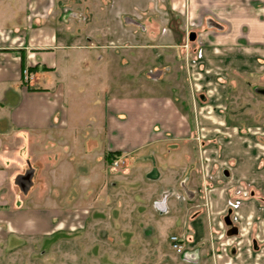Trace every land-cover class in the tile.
I'll return each mask as SVG.
<instances>
[{
	"label": "crops",
	"instance_id": "crops-1",
	"mask_svg": "<svg viewBox=\"0 0 264 264\" xmlns=\"http://www.w3.org/2000/svg\"><path fill=\"white\" fill-rule=\"evenodd\" d=\"M94 1L0 0L1 243L14 248L33 237L49 242L65 228L79 227L70 214L82 219L98 187L110 180L132 191L134 210L149 213L159 235L164 226L180 229V237L171 235L183 247V261L202 259L201 247L213 244L217 226L218 238L226 239L220 242L224 252L229 245L238 258L241 241L234 240L244 234L249 254L238 260L258 264L264 206L252 196L255 190L264 194V163L258 164L256 150L233 126L215 146L196 138L210 114L196 109L194 124L185 96L161 84L117 83L98 70L103 63L89 68L92 50L101 46L82 44L77 36L80 22L92 19ZM167 1L185 19L220 20L219 51L236 47L240 36L263 50L264 0ZM23 69L31 75L27 82ZM108 154L124 161L111 173L104 168ZM227 214L237 228L231 235Z\"/></svg>",
	"mask_w": 264,
	"mask_h": 264
},
{
	"label": "rangeland",
	"instance_id": "rangeland-1",
	"mask_svg": "<svg viewBox=\"0 0 264 264\" xmlns=\"http://www.w3.org/2000/svg\"><path fill=\"white\" fill-rule=\"evenodd\" d=\"M158 7L153 0H95L92 19L80 22L81 34L77 36L82 44L101 46L92 50L94 58L88 60V67L95 61L103 63L105 66H99L98 70L105 72L109 81L121 83L129 79L133 85L143 81L147 86L157 87L161 84L164 90L185 96L194 124L196 109H201L203 115L210 114V118H203L205 128L194 132L196 138L215 146L219 137L228 138V127L233 126L235 134L256 150L261 165L264 163V46L263 50H257V46L240 36L234 43L236 47L226 50L221 45L223 50L219 51L218 43H224L223 38L218 40L219 30L224 28L220 20L185 19L183 14L171 11L167 0H161ZM120 11L125 13L119 14ZM66 41L72 42L71 37L66 36ZM113 159L105 157L106 173H111ZM109 181L98 187L99 194L92 196L91 207L83 212L82 219L70 214L72 224L81 221L79 227L65 228L64 234L49 242L33 237L14 248L5 247L0 240V264L250 263L242 258L238 260L249 254L245 251L247 245L243 244L244 234L234 240L241 241L243 254L235 258L229 253V245L223 251L220 242L226 239L218 238L222 229L217 226L213 244L201 247L205 251L202 259L183 261L170 245V237H180V229L164 226L159 235L152 216L144 213L143 217V213L134 210L137 201L133 200L132 191L125 193L127 189L113 187ZM252 198L264 206L261 191L255 190ZM142 217L145 223L140 221ZM234 219L240 222L241 218ZM259 219H252L253 228ZM258 246L261 251L258 250L260 256L256 262L264 264V240ZM248 247L252 251V246Z\"/></svg>",
	"mask_w": 264,
	"mask_h": 264
},
{
	"label": "built area",
	"instance_id": "built-area-1",
	"mask_svg": "<svg viewBox=\"0 0 264 264\" xmlns=\"http://www.w3.org/2000/svg\"><path fill=\"white\" fill-rule=\"evenodd\" d=\"M22 76H23V80L24 82H27L31 75L30 73L28 72L27 69H23V72H22ZM123 159L121 157H116L112 160L111 162V167L113 168H117V167H120L122 164H123ZM170 244H171V247L176 251V252H181L182 251V245L179 243V239L177 236H171L170 237Z\"/></svg>",
	"mask_w": 264,
	"mask_h": 264
},
{
	"label": "water",
	"instance_id": "water-1",
	"mask_svg": "<svg viewBox=\"0 0 264 264\" xmlns=\"http://www.w3.org/2000/svg\"><path fill=\"white\" fill-rule=\"evenodd\" d=\"M191 37V36H190ZM228 213H229V210H228ZM224 221L226 223V225H229V229L227 230V234L231 235V234H234L236 233L237 231V228L235 226H232L231 225V220L229 219V214H227L225 217H224Z\"/></svg>",
	"mask_w": 264,
	"mask_h": 264
},
{
	"label": "trees",
	"instance_id": "trees-1",
	"mask_svg": "<svg viewBox=\"0 0 264 264\" xmlns=\"http://www.w3.org/2000/svg\"><path fill=\"white\" fill-rule=\"evenodd\" d=\"M109 156H110V154L107 155V157H109ZM109 159H110V158H109Z\"/></svg>",
	"mask_w": 264,
	"mask_h": 264
}]
</instances>
